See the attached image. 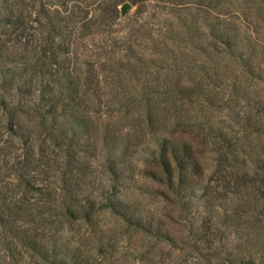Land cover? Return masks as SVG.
Returning a JSON list of instances; mask_svg holds the SVG:
<instances>
[{
    "label": "rangeland",
    "instance_id": "rangeland-1",
    "mask_svg": "<svg viewBox=\"0 0 264 264\" xmlns=\"http://www.w3.org/2000/svg\"><path fill=\"white\" fill-rule=\"evenodd\" d=\"M124 2L131 4L132 0ZM212 28L224 36H239L238 64L225 63L204 50L210 41L206 34ZM108 31L79 45L85 56L78 62L90 78V91L81 97L95 98L97 118L90 114L94 125L89 136L80 138L77 150L71 151L72 172L65 164L56 168L57 161L64 160L63 150L68 143L48 141L36 119L25 116L23 120L33 130L35 157L31 164L21 166L22 152L27 149L20 145L10 155L7 166L17 162L31 178L30 189L19 186L1 160L2 192L33 212L45 209L57 196L60 202L66 183L71 191L81 186L91 199L103 194V187L113 185L116 198L134 204L145 217L152 216L156 225L163 218L170 233L184 237L189 229L176 227L163 217L171 207L154 191L165 192V187L146 174L157 169L149 165L147 157L160 142L179 143L185 139L197 150L203 182L220 193L216 212L220 217L231 211L238 213V225L243 228L239 237L244 238L243 243L249 242L246 248L255 264H264V212L258 213L264 209V125L249 128L242 119L244 114L264 116V82L251 80L258 73L264 77V0H220V6L212 11L137 0ZM246 64L254 66L255 71L244 74ZM68 67L72 65L65 63L64 68ZM185 91L194 92L187 101L182 96ZM210 95L214 96L213 107L206 109L204 101ZM190 126L198 129H188ZM257 127L263 128L260 133H256ZM219 142L224 146L235 143L240 152L237 160L242 164L232 167L222 158L218 166L216 160L220 157L214 150ZM38 153L44 157L40 159ZM111 170L123 172V177L114 178ZM230 170L236 172L232 178ZM247 177L252 181L255 177L258 182L253 187H239ZM194 204L191 215L203 217L206 209L199 200ZM95 209L89 222L58 219L57 223L47 218L54 223L39 221L34 232L43 236L46 244L67 246V257L76 252L74 255L89 264H180L175 249L167 242L147 236L142 229L100 207ZM199 227L196 222L194 229ZM31 228L21 222L0 226V264H48L20 245L19 238ZM223 231L226 252L235 254L237 237L231 227Z\"/></svg>",
    "mask_w": 264,
    "mask_h": 264
},
{
    "label": "trees",
    "instance_id": "trees-1",
    "mask_svg": "<svg viewBox=\"0 0 264 264\" xmlns=\"http://www.w3.org/2000/svg\"><path fill=\"white\" fill-rule=\"evenodd\" d=\"M156 1L180 8L184 6L188 9L207 11L220 6V0H199L194 3L187 0ZM136 2L137 0H132L131 4ZM122 3L124 0H0V162L2 160L5 167L13 172L12 176L19 186L30 189L31 178H27L26 172L18 167L17 162L7 166L10 155H14V150L22 145V148L27 149L22 152L24 156L21 166H24L31 164L36 153L32 144L33 130L23 120L22 117L25 116L28 119H36L38 127L46 134L48 141L68 143L63 150L64 160L57 161L56 168L65 164L66 169L72 172V150H77L75 148L79 146L80 138L86 139L89 136L94 125L90 114L96 112L93 109L96 107L95 98L81 97V94L90 91V78L82 71L81 62H78L79 58L81 61L85 56L83 49L79 51V45L95 35L108 33L119 21L118 7ZM206 35L210 41L207 42L205 51L208 50L216 58L220 57L225 63L232 61L238 64L237 59L239 61L241 56L237 55L240 51L237 34L224 36V33L220 34V30L212 28ZM65 63L71 64L72 67L64 68ZM240 63L245 65L244 60ZM254 69V66L246 64L242 72L249 74L248 71L253 73ZM251 80L256 83L264 82V77L258 73L252 76ZM98 84L97 82L96 86ZM183 93L186 101L194 94L190 91ZM213 98L214 96L210 95L204 101L207 102L206 109H212ZM262 115L263 113L253 118L244 114L242 119L249 128L253 125L262 126ZM94 118H97L96 115ZM187 128L198 129L193 126ZM259 129L263 128L257 127L256 133H260ZM222 149L223 153L220 152ZM214 151L220 157L216 160L218 166L222 158L224 163L232 167L242 164L237 160L240 152L235 143L227 142L224 146L219 142ZM37 156L40 159L44 157L40 153ZM147 158L150 159L149 165L157 168L146 174L147 177L165 187V192H154L165 197L171 207V211L163 217L172 225L176 224V227L179 225L189 229V233L184 237L170 233L163 218H159L160 223L156 225L152 216L145 217L134 204L116 198L113 185L105 189L103 187V194L91 199L90 193H84L81 186L71 191L70 185L66 183L63 188L64 197L60 202L57 196L45 209L43 207L33 212L24 209L20 202L13 201L0 187V226L5 228L18 222L29 224L32 228L23 235L24 237L19 238L20 245L48 264H89V261L74 255L76 252L67 257V246L63 248L44 243L43 236L34 232L33 227L39 221L54 223L47 218H54L57 223L58 219L89 222L95 208L100 207L142 229L147 236L152 235L157 240L167 242L175 249L180 264H199V261L203 264H255L250 250L246 248L249 242L245 240L243 243L244 238L239 237V232L243 235V228L240 227L241 224L238 225V213L231 211L220 217V212H216L215 203L220 199V193L203 182V168L197 150L191 143L185 139L179 143L160 142ZM2 166L0 164V167ZM111 171L109 173L113 174L114 178L123 177V172ZM230 171V176L235 175L234 170ZM145 173H149V170L146 169ZM235 182L238 183L236 180ZM256 182L258 179L255 177L253 181L247 177L239 183V187H253ZM196 200L206 209L205 215L200 218L195 214L191 215ZM263 212L264 209L258 213L261 215ZM189 216L192 217L188 218ZM196 222L200 223L198 229H194ZM228 227H231L232 233L237 237L235 254L226 252L223 228ZM224 253H227V256Z\"/></svg>",
    "mask_w": 264,
    "mask_h": 264
},
{
    "label": "water",
    "instance_id": "water-1",
    "mask_svg": "<svg viewBox=\"0 0 264 264\" xmlns=\"http://www.w3.org/2000/svg\"><path fill=\"white\" fill-rule=\"evenodd\" d=\"M132 5L129 2H124L118 7L119 20L126 16L131 11Z\"/></svg>",
    "mask_w": 264,
    "mask_h": 264
}]
</instances>
